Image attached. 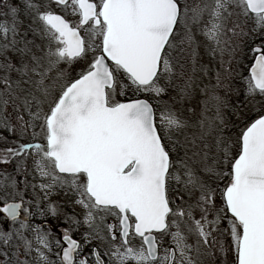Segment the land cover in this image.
Segmentation results:
<instances>
[{
	"label": "snow or ice",
	"instance_id": "snow-or-ice-1",
	"mask_svg": "<svg viewBox=\"0 0 264 264\" xmlns=\"http://www.w3.org/2000/svg\"><path fill=\"white\" fill-rule=\"evenodd\" d=\"M0 264H264V0H0Z\"/></svg>",
	"mask_w": 264,
	"mask_h": 264
},
{
	"label": "rangeland",
	"instance_id": "rangeland-1",
	"mask_svg": "<svg viewBox=\"0 0 264 264\" xmlns=\"http://www.w3.org/2000/svg\"><path fill=\"white\" fill-rule=\"evenodd\" d=\"M201 56H202V62L203 63H205V64L210 63L213 68L216 67V62L212 61L211 58L206 54V52L203 49L201 51ZM241 99H242V95H241Z\"/></svg>",
	"mask_w": 264,
	"mask_h": 264
},
{
	"label": "flooded vegetation",
	"instance_id": "flooded-vegetation-1",
	"mask_svg": "<svg viewBox=\"0 0 264 264\" xmlns=\"http://www.w3.org/2000/svg\"><path fill=\"white\" fill-rule=\"evenodd\" d=\"M78 210V209H77Z\"/></svg>",
	"mask_w": 264,
	"mask_h": 264
}]
</instances>
